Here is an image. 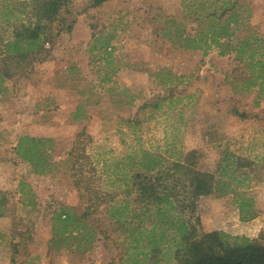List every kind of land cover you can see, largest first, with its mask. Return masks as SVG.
<instances>
[{
	"label": "rangeland",
	"instance_id": "374dc122",
	"mask_svg": "<svg viewBox=\"0 0 264 264\" xmlns=\"http://www.w3.org/2000/svg\"><path fill=\"white\" fill-rule=\"evenodd\" d=\"M44 1L0 0V264H177L167 240L135 259L129 227L107 210L112 195L138 199L127 213L143 212L142 149L165 157L164 170L194 150L197 168L210 172L227 149L254 161L250 184L238 188L252 198L250 210L233 194H215L199 197L194 213L180 211L198 234L264 243V94L247 91L253 73L234 48L206 53L178 40L197 34L200 17L208 27L203 0H68L52 22ZM233 1L244 21L232 41L239 49L258 38L264 53V0ZM34 31V52L6 55L7 43ZM23 135L54 140L43 148L50 171L17 156ZM159 185V194L171 189ZM173 193L187 196L183 187ZM65 209L68 230L60 229Z\"/></svg>",
	"mask_w": 264,
	"mask_h": 264
},
{
	"label": "trees",
	"instance_id": "16d2710c",
	"mask_svg": "<svg viewBox=\"0 0 264 264\" xmlns=\"http://www.w3.org/2000/svg\"><path fill=\"white\" fill-rule=\"evenodd\" d=\"M107 0H94L95 6H101ZM223 4L214 9L211 5L217 0H203L202 9L208 10L207 28L202 27L201 17L197 34L189 35L186 38L179 34L178 40L183 41L185 47L192 49H204L206 53L213 48H218L221 55H226L229 48H234L239 56L246 61L253 76L247 78L244 84L247 91L259 87L261 94H264V53L263 44L254 47L260 39L254 42L248 39L242 41L239 49L232 41L235 36L241 16L233 6L235 1L222 0ZM68 5V0H45L43 2V13L47 20L54 21L60 16L62 10ZM232 5V8L228 7ZM231 12V15H229ZM229 16H228V15ZM226 19L220 22L225 16ZM234 26L232 27V25ZM72 30V25L68 27ZM26 35L17 36L16 40L6 45V55L8 57L17 54L34 52V43L41 36L34 31L28 38ZM26 38V39H25ZM28 40V41H25ZM29 43V44H28ZM111 45V40L106 46ZM40 49V47H39ZM259 103H257L258 105ZM162 105H156L160 109ZM234 114L246 119L249 115L238 110ZM54 140L46 137H31L23 135L20 137L15 147L17 156L34 166L37 173H46L54 166L49 161L45 146ZM141 159L138 161V178L141 179L140 186L142 192L143 212L138 213L133 209L131 213L128 208L132 202L138 203V199L119 202L112 195L107 201L108 212L111 220H115L119 226H128L133 240L131 247L137 255L135 259L148 256L149 252L161 251V243L167 240L168 244L174 243L177 264H264V243L252 240L247 237H234L224 232L197 233V229L190 220L181 213L180 209H191L194 213L197 209L196 202L201 196L215 194H233L242 212L250 210L252 198L245 192L241 193L240 186H247L252 180V171L255 162L248 157L230 152H224L221 162L215 172L205 171L197 168L198 151L194 150L187 154L184 161H173L171 168L163 169L167 159L162 155L148 149L141 150ZM143 170V171H142ZM171 171H174L171 173ZM152 174L150 176L146 175ZM185 178V179H182ZM159 184L168 188V193L159 194ZM137 186V184H134ZM79 186L80 185L79 183ZM183 187L187 191V196L181 201L178 194L173 193L176 189ZM98 190H96V193ZM130 196V195H129ZM181 202V205H179ZM65 216V219H63ZM60 224L66 230L73 224V216L68 209L59 215ZM141 219L139 222L137 220ZM200 224V219L196 225ZM64 230V234L66 232ZM73 233L72 231L70 234ZM144 244V250L138 253L140 245ZM142 250V249H140ZM148 252H147V251ZM14 264V262H13Z\"/></svg>",
	"mask_w": 264,
	"mask_h": 264
}]
</instances>
